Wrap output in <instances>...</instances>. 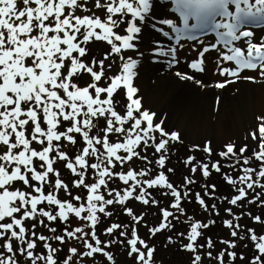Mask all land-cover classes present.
<instances>
[{
  "label": "snow or ice",
  "instance_id": "6c2138e0",
  "mask_svg": "<svg viewBox=\"0 0 264 264\" xmlns=\"http://www.w3.org/2000/svg\"><path fill=\"white\" fill-rule=\"evenodd\" d=\"M171 3L183 26L174 19L161 20L175 34V45L166 51L156 49L171 57L170 66L179 64L181 50L191 42L188 47L197 55L187 67L194 72L205 71L207 54H217L216 70L226 79L215 87L223 89L238 80L264 82V36L256 35L264 30V0ZM93 9L105 10V17ZM153 11V0H0V264H96L101 256L107 264H116L114 247L123 249L134 264H155L157 249L149 241L165 232H174L175 237L169 234L164 247L179 244V250L189 254V264H203L204 259L226 264L225 257L228 264L237 259L264 264V235L257 236L238 222L247 215L264 225L261 216L243 211L245 203L264 207V116L256 117V128L245 136L255 147L230 141L218 151L210 140L202 147L193 145L191 150L203 152L205 159L185 157L188 175L182 184L171 182L176 169L168 164L182 137L166 130L164 121L156 122V113L143 107L134 83L140 60L125 55L131 50L143 56L137 41L143 39V27L155 20ZM125 24L120 34L117 30ZM150 26L156 28L155 23ZM209 34L214 42L204 39ZM94 42H106L110 51L103 59L86 60L91 55L88 45ZM113 56L120 61L119 71L108 76L115 60L107 66L105 61ZM84 75L91 82L81 86L77 81ZM175 75L203 86L186 71ZM121 90L126 101L123 113L116 100ZM214 156L220 159L213 160ZM137 161L143 167H133ZM58 163L73 177L71 186L61 177ZM197 173L205 181L202 191L193 190L200 183ZM214 173L233 190L230 198L218 197L217 185L207 183ZM117 180L123 187L110 186ZM73 189L78 194L73 195ZM61 191L70 199H60ZM153 192L170 197L168 206L160 207L162 201ZM209 199L229 205L224 212L231 217L222 221L231 239L219 241L225 247L216 255L215 242L204 235L216 221H197L184 207L196 203L219 216L218 204H208ZM133 200L158 208L152 215H159L160 222L145 223L149 213L137 215L127 206ZM117 205L130 221L112 223L104 229L110 238L101 240L97 227ZM233 207L241 211L236 213ZM57 222L62 229L53 226ZM178 224H187V233L177 231ZM140 226L147 228V240L139 235ZM37 227L52 235L38 233ZM246 239L254 244L250 258L235 251ZM41 245L43 251L37 252ZM65 245L67 252L60 261Z\"/></svg>",
  "mask_w": 264,
  "mask_h": 264
},
{
  "label": "rangeland",
  "instance_id": "374dc122",
  "mask_svg": "<svg viewBox=\"0 0 264 264\" xmlns=\"http://www.w3.org/2000/svg\"><path fill=\"white\" fill-rule=\"evenodd\" d=\"M101 2L103 3V0H101ZM154 2V6L156 7V5L161 3V11H159L158 13L160 14L159 16L155 14V12L153 11V16L155 17V22L160 18V20L163 19H174L177 20V26L179 27V20H178V13H174L173 11H171V9L173 8V5L171 3V0H153ZM91 7V4L89 5ZM95 11V14L97 16H100L101 19H103L106 15L105 10L100 9V10H96L93 9ZM86 13L84 12H78L77 15H85ZM90 14V13H89ZM130 19V16L128 17ZM151 23V22H150ZM149 24H146L143 27L142 30V40L137 41V48H138V52H142L143 56H139L137 52L131 51L129 50L128 52L125 53V55H131L133 56V58L139 59L140 60V64L138 65V72L141 70V67L143 65L142 60L145 58L146 59V63L147 64H154V58L151 52V48H152V43L154 44L153 48L156 49H164L165 51L173 46L172 44H175V40L174 38V33H172L169 29V27L167 25L156 23V28H157V33L155 34L152 31V27ZM124 27H126L125 25H121V27L117 30L120 32V34H124ZM160 29H163L164 31H169L170 35L169 36H164L163 32L160 31ZM150 34H149V32ZM160 34L163 35L167 41H164L160 38ZM256 35L257 37L260 36H264V30H257L256 31ZM204 39H206L207 42H214L213 41V36L211 34H209L207 37H205ZM191 42H186V46H188V44ZM171 44V45H170ZM88 47L91 50V55H89L88 57H86V60H91L92 56H95L97 60L103 59L104 53H107L110 51V46L106 43V42H94L88 45ZM193 54L196 56L197 53L195 51H193ZM209 54H216L215 52H211ZM207 54V56L209 55ZM180 58V57H179ZM161 59H163L164 61H169L171 60V57L169 56H161ZM115 60V63L113 64V67L110 71L107 72L108 76H114L115 74H117V72L119 71V64L120 61L118 58H116L115 56L110 57L109 60L105 61V66H107V64L112 63V61ZM161 60V61H163ZM207 60V59H206ZM164 65L162 66L160 62L156 63L155 66H162L163 69L161 68V72L162 71H166L167 73H171V70L173 69H177V70H181V68L183 67V64L181 62H179V64H174V65H169L168 62H163ZM136 81V80H135ZM91 82V78L87 75H84L80 78L79 81H77V83H79L81 86H84L86 83ZM110 82V81H109ZM220 81L218 80H211V83L216 85V83H218ZM256 84H258V86H263V93H264V82H257ZM101 86H107V82H102ZM152 95L153 93L151 91H149ZM140 96V95H139ZM232 96V95H230ZM142 97V104L144 108H147L148 110H150L151 112L156 113V122H159L161 119L164 121V127L166 128V130L168 131H175L180 133L181 137H182V143H178L175 145V147L172 150V155H171V160L168 164L169 167H174L176 169V173L175 175H170V181L173 182L174 184H182L183 180L182 177L184 175H188V170L185 168L184 164H183V159L185 157H187L188 155H195L198 159H205V154L201 151H192V146L193 145H201V147L203 146L205 141H212L213 146H215L217 148V150H222V145L230 142V141H235L238 144H244L245 141V136L252 131L253 129L256 128L257 126V120L256 117L257 116H264V97L262 99H259L260 96H256V95H252V96H246L245 98H243V102L240 106H236L235 104L231 103L230 101H225L222 99H219V105H217V99H204V109L208 110V112L210 111V123L211 125L215 124V119L216 116H219V114H221V116L227 118V120L229 121V123L231 124L233 131H235V129L237 128V132H236V136L235 137H228V136H223L220 135V139H216L215 138V134L214 132H212L211 128L207 127V130H202L199 131V129L197 127H192V125L189 123V119H190V115L189 113L186 111H182V112H169L168 109L165 108V103H166V98L163 97H159V98H155V96H153V99L151 101L147 100L145 98V96H140ZM155 99H157L158 101L155 102ZM116 100L120 101L121 107H119L117 110L120 111L121 113H123L124 108H123V104L126 103V101L123 98V91L121 90L120 95L116 96ZM200 103V102H199ZM168 118H171L170 121H168ZM207 122V118L204 119V123ZM101 127H103V123L101 122ZM62 129V128H61ZM60 129V130H61ZM63 131V130H62ZM212 136L215 138V140L212 139ZM250 137H249V139ZM253 143V141H251ZM248 143V142H247ZM249 144V143H248ZM252 145V144H250ZM82 147V142L81 144H78L76 148H72L71 152H69V155H73L74 153L77 152V149ZM253 147H255V144L253 143ZM149 158L151 159V152H149ZM213 160L216 159H220L218 156H214L212 158ZM226 163V162H225ZM56 167L60 170H62V163H58L56 165ZM133 167H143V164L140 161H137L135 165H133ZM225 171H228L227 167H225L224 169ZM237 174V173H234ZM63 179H66L65 181L69 183V185L71 186V180L73 179V177L71 176V174L68 172V174L66 175V177H62ZM195 179H197L198 181H200V183L196 184L193 186V190L194 191H200L201 190V184L204 183L205 181L201 178V176L199 175V173L196 174ZM91 182V180L89 181ZM208 184H213L215 183L217 185V187L220 189V191L218 192L217 196H224L228 194H230L229 197H231L234 193L233 190L230 189L229 191H227L228 188H230L228 185H226L222 178L219 175H216L215 173L213 174V176L207 180ZM111 187L115 188L117 186L123 187V185L121 184L120 181H116L115 183H112L110 185ZM47 191V189H46ZM258 191V189H257ZM78 194L76 192L75 189H73V195ZM80 194H84L83 192H81ZM153 195L162 201L160 207H167L169 204V200L171 199L170 197H161V195L158 192H153ZM59 198L62 200H66V199H70V197L66 196V194L61 191L59 193ZM212 203H219L218 200L213 201V200H209V204ZM129 208H132L134 210V212L138 215L139 213L143 212V211H148L149 213H153V212H157L159 211L158 208L156 207H151V208H147L146 206H143L142 204H140L139 202L133 200L130 203H128L127 205ZM229 205L227 204H222L219 208H220V215L219 216H215L210 212H204L203 210H201V208L199 209V207L197 206H188V209H193L195 208L200 214L201 218L203 219L202 221L207 222V220L209 219H214L216 221L215 226L210 227L206 233H208L209 235H212V240H217L218 237L221 238L223 237V233H220V235H217V232H219L220 228L218 227L217 223H219L221 220H226L227 218L229 219L230 216H228L225 212H224V208L228 207ZM196 210L194 212V214L196 213ZM264 211L263 208H257L256 205L252 204V205H248L247 203H245V207L243 209V211L245 212H255V213H260L261 211ZM108 211L114 213L110 218L108 217H104L102 218V222L98 225L97 227V233L100 236L101 240H108L110 237H108L107 235L104 234V229H106L108 226H110L112 223H120V224H125L128 223L130 221V217L127 216L126 214H124V212L122 211L120 206H114V207H110L108 209ZM233 211L234 212H240L241 209L240 208H234L233 207ZM218 217H221V219H218ZM54 227H56L57 229H62V225L57 222L53 225ZM77 226L76 221L73 220L72 222V227ZM42 228V227H41ZM45 232L46 236L52 235L51 233H49L45 228H42ZM61 232L58 231L56 233V235H60ZM218 236V237H217ZM228 239V238H226ZM54 246H58L56 245V242H53ZM67 245L63 246V251H61L59 253L58 259L61 261L63 260L65 253L67 252ZM38 252L43 251V246L41 245L40 247L37 248ZM111 251H113L115 253V260H116V264H134V261L132 259H129L127 257L126 252L119 248V247H114L113 249H111ZM178 256H173L170 255L169 260L166 261V263L168 264H176L178 263ZM96 264H107V262L105 261L104 257H98Z\"/></svg>",
  "mask_w": 264,
  "mask_h": 264
},
{
  "label": "bare ground",
  "instance_id": "6f19581e",
  "mask_svg": "<svg viewBox=\"0 0 264 264\" xmlns=\"http://www.w3.org/2000/svg\"><path fill=\"white\" fill-rule=\"evenodd\" d=\"M159 11H161V3L156 5V7L154 6V12L158 16L160 15L158 13ZM160 18L161 17H159L156 22L151 21V23H159L161 21ZM182 26V21L179 20V27ZM152 31L156 34L157 28H152ZM160 38L167 41V39L161 34ZM152 45L154 46L153 43ZM172 45L174 46L175 44ZM153 46L151 52L154 58V64H147L146 59L144 58L142 60L143 65L141 70L138 72V76L134 82L135 86L139 89L138 95L145 96L149 101L153 99V96H155V98H166L167 101L165 103V108L168 109L169 112H188L190 115L188 121L192 127H197L199 131L207 130V127L211 128V131L216 133L215 138L217 140L220 139V135L235 137L237 128L233 131L227 118L221 116V114L216 116L215 124L211 125L210 111L208 112V110H205L203 107L205 103L204 99L213 100L219 98L225 101L228 100L236 106H240L245 95H256L260 96L259 99H262L264 97L263 86H258V84H256L257 82L254 83L246 80H238L235 83L227 85L223 89L215 87V85L211 83V80L215 79L222 82L226 79L225 77L220 76L216 70L217 54H209L207 56L204 72H194V70L187 67L195 57L193 51L188 46H185V49L181 50L179 59L183 64V67L180 71H186L189 75H193L194 79L201 81L203 86L196 84L194 80H181L175 75V72L179 71L177 69L171 70V73L160 71L161 68L163 69V62L168 61L161 59V55L158 54ZM158 62H160L162 66H155ZM149 91H151L153 95ZM156 101L158 100L155 99V102ZM205 118H207V122L204 123ZM170 120L171 118H168V121ZM215 138L212 136L213 140H215Z\"/></svg>",
  "mask_w": 264,
  "mask_h": 264
},
{
  "label": "trees",
  "instance_id": "16d2710c",
  "mask_svg": "<svg viewBox=\"0 0 264 264\" xmlns=\"http://www.w3.org/2000/svg\"><path fill=\"white\" fill-rule=\"evenodd\" d=\"M62 130H63V128L61 129V131ZM33 146L39 148V145H33ZM234 175H236V174H234ZM17 187H20V185H17ZM230 189L231 188H228L227 191H229ZM200 191H202V189ZM219 191H220V189H219ZM258 191H259V189H258ZM228 195L230 196V194H228ZM209 200H207L208 204H209ZM217 204H218V207H220L222 205L221 203H217ZM189 205H191L193 207L194 206L199 207V206L196 203H191V204H187L186 203L184 205V207L187 209V212H188L189 216H194L195 220L202 221L203 219L201 218L200 214H198L199 212L195 208H193L191 210L188 209ZM254 205H256V207L258 209L259 208H263L264 209V207H259L258 204H254ZM234 208L237 209V207H234ZM199 209H200V207H199ZM195 210H196L197 214H194ZM143 212H145V211H143ZM146 212H148V211H146ZM248 212H250V211H248ZM153 213H158V211L157 212H153ZM153 213H149V215L146 217V220H145V223H147L150 226H155V225H157L160 222V216L159 215L153 216L152 215ZM251 214H252V216L259 215V216H261L262 219H264V211L263 210L260 213L259 212L258 213L251 212ZM184 219H185L184 217H181V220H184ZM218 219H221V217H218ZM229 219H231V217H229ZM238 222H239L240 225L244 226L245 228L254 229L256 234H257V236L264 235V225H261V224H258V223H254L253 220L250 217H248L247 215L243 216ZM217 225L220 228L219 232H217V235H220V233H223V237L219 238L217 236L218 239L217 240H213L215 242V250H214L213 255H216L217 253H219L221 251V249H223L225 247V245L219 243V241L221 239H226V238L231 239L230 234H229V229L223 225L222 220L219 223H217ZM36 231L38 233H43L45 235V232H44V230L41 227H37ZM177 231L187 233V231H188L187 224H178L177 225ZM169 234H171V235H173L175 237V233L174 232L173 233L165 232L164 234L156 235L155 238H153V239H151L149 241L150 245H155L156 249H157V251L155 252V255H154L155 264H168V263H166V261L169 260L170 255L179 257L178 258V263H176V264H189V254L184 252V251H180L179 250V247H180L179 244L168 245L167 248L164 247V245L167 243L166 237ZM139 235L142 238L147 240L148 239V230H147V228L140 226L139 227ZM204 235L206 237L210 236L212 238V235H209L206 232L204 233ZM183 242L187 243L186 240H184ZM204 242H205L204 240L200 241L201 244H203ZM0 243H2V242H0ZM244 244H247V248H245L243 246ZM253 249H254L253 242L250 239H246V240L243 241V243L239 247H237L235 249V251L237 253L243 252L246 257L250 258L252 256V254H253ZM225 261H226V264H228L227 257H225ZM203 264H217V262L214 259L213 260L204 259ZM235 264H249V260L245 259V260L241 261V260L237 259L235 261Z\"/></svg>",
  "mask_w": 264,
  "mask_h": 264
}]
</instances>
